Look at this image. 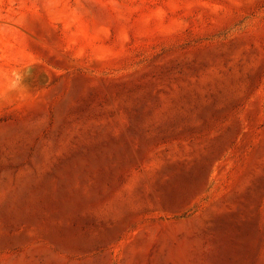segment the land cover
Returning <instances> with one entry per match:
<instances>
[{
  "label": "rangeland",
  "instance_id": "rangeland-1",
  "mask_svg": "<svg viewBox=\"0 0 264 264\" xmlns=\"http://www.w3.org/2000/svg\"><path fill=\"white\" fill-rule=\"evenodd\" d=\"M0 264H264V0H0Z\"/></svg>",
  "mask_w": 264,
  "mask_h": 264
}]
</instances>
